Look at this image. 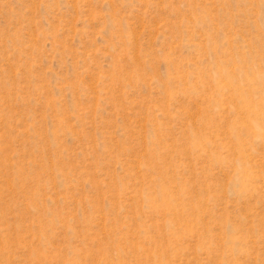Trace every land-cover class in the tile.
Listing matches in <instances>:
<instances>
[{"label":"rangeland","instance_id":"374dc122","mask_svg":"<svg viewBox=\"0 0 264 264\" xmlns=\"http://www.w3.org/2000/svg\"><path fill=\"white\" fill-rule=\"evenodd\" d=\"M0 264H264V0H0Z\"/></svg>","mask_w":264,"mask_h":264}]
</instances>
